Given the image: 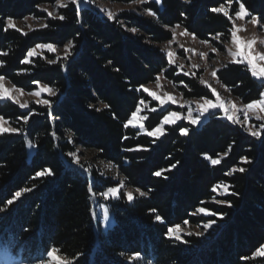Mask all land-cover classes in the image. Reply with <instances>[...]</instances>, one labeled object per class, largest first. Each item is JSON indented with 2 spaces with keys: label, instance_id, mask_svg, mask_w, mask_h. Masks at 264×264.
I'll return each instance as SVG.
<instances>
[{
  "label": "trees",
  "instance_id": "obj_1",
  "mask_svg": "<svg viewBox=\"0 0 264 264\" xmlns=\"http://www.w3.org/2000/svg\"><path fill=\"white\" fill-rule=\"evenodd\" d=\"M225 2L163 0L156 5L151 0L143 4L140 15L125 12L114 20L81 2L79 23L75 6L69 3L58 10V15L66 16L64 21L47 19L50 27L24 35L13 29L4 31L6 19H46L38 6L55 5L56 0H0V52L7 53L0 56L4 61L0 75L25 92L37 88L34 80L57 89L50 98L55 119L48 116L46 106L21 110L11 101H0V115L22 130L0 135V207L6 208L0 212V247L22 264L48 261L47 252L53 248L58 250V257L72 264H264V256L254 255L264 246V147L260 146L264 132L257 140L219 118V112V117L209 114L197 127L184 123L167 126L158 139L123 127L139 100L149 101L136 89L153 83L161 74L176 86L187 84L191 91L181 89L187 98L210 97L195 79L178 75L158 45L172 39L170 29L177 23L200 40L221 33V41L228 42L231 22L222 13L209 10ZM243 3L264 24V0ZM237 7L233 0L230 14ZM148 8L156 16L146 15ZM181 12L186 16L181 17ZM130 28H136L139 35H132ZM69 41L75 47L68 60L45 52L43 57L20 63L38 43L63 48ZM49 59L57 63L48 64ZM216 78L243 104L264 91L244 65L228 64ZM104 103L110 107L105 109ZM29 111L34 114L27 124L17 119ZM170 111L168 107L151 114L144 121L146 130L158 127ZM180 127L189 129L187 136L180 135ZM77 148L99 162L114 165L126 188L148 192L145 197L135 196L132 202L120 194V199L106 203L113 225L103 232L99 223L98 243L91 215L93 197L88 192L90 181L71 164L73 157L68 155ZM126 148L135 150L124 151ZM242 157L251 163H243ZM211 159L220 163L212 165ZM177 161V168L163 173L167 180L152 175ZM233 167L247 171L225 176ZM44 168H51L55 175L37 177L36 172ZM88 173L101 202L99 193L117 184L100 176L97 169ZM220 181L229 186V194L219 200L231 201L232 207L213 203L215 192L211 189ZM24 188L32 191L22 193L10 206L3 203ZM200 207L225 214L224 219L205 237H183L187 243L166 236L168 227L181 226L184 220L193 225L206 223L209 218L191 215ZM157 215L164 223L155 221ZM136 253L138 259H129Z\"/></svg>",
  "mask_w": 264,
  "mask_h": 264
},
{
  "label": "snow or ice",
  "instance_id": "obj_2",
  "mask_svg": "<svg viewBox=\"0 0 264 264\" xmlns=\"http://www.w3.org/2000/svg\"><path fill=\"white\" fill-rule=\"evenodd\" d=\"M150 2H151V0H133V3H136V4H148ZM185 2L190 3L191 0H185ZM232 2H233V0H226L225 3H220V5L218 7H212L209 10L213 13H222L223 16L226 17L231 22L232 27L229 29V31L231 33V41L234 45H236V48H237V51L234 53L231 50H229V55L232 56L231 62L234 64L245 65L247 70L250 72V75L253 78L260 79L262 81V86H264V63H262V62H264V53L253 52V45L256 43L255 40H252L251 42L245 43L244 41L240 40L237 37V32H239L240 29L236 26V23H235L236 20H244L246 17H251L250 22L257 23L258 22V16L246 9L245 4L243 3V0H235V2L238 4V7L235 10H233V14H230L229 7H230ZM69 3H71L72 5L75 6V14H76V18H77V23H79L80 22L79 17H80L81 0H56L55 9L67 8ZM154 3L156 5H161L163 3V0H154ZM38 7H39L41 12L47 13V16L52 18L53 20L58 19L59 21H64L66 19L65 15H62V14L58 15L55 9L52 11H49L48 6H38ZM99 11L101 13H105L108 20H114L115 19L114 15L111 11H106L103 8L99 9ZM146 12L149 16H156V12H154L151 8L146 9ZM180 16L185 17L186 14L184 12H181ZM31 19H33L32 16H27V17H25V22H27L28 20H31ZM13 27H14L13 18H11V17L7 18L6 24L3 26L4 31H7L9 28H13ZM40 27L41 28H48V27H50V25L41 24ZM180 27H181V24L177 23L175 25V27H173L171 29V31L173 33V38L175 36L176 29H178ZM15 30L18 32L21 31V29H19V28H16ZM29 31H34V29H32V27L29 26ZM128 31L135 33L137 31V29L136 28H130V29H128ZM23 34L27 35V33H23ZM185 34L192 35L193 38H195V34L188 32V29L186 27L184 28V31L181 33V35H185ZM221 35H222L221 33H217L213 37V39L219 41ZM201 42L206 43L205 41H201ZM242 44L244 45V48H245V51L243 53H241V51H240V47ZM74 47H75V45L71 41H69L64 46L63 51H64V59L65 60H67L69 58V56L71 55L70 50L73 49ZM209 47H211L212 52L218 51V49L216 47H212L211 45H209ZM38 49L39 50L46 49L48 52H55L56 51V48L52 43H38L35 45L34 48H31L27 51L25 58L22 59L20 61V63H22V64L28 63L29 62L28 58L32 57L35 53H37ZM161 51L163 52V51H165V49H161ZM6 55H7L6 52H0V56H6ZM166 55H167L168 64L173 65L175 63L174 59H173L174 56L176 55L175 52L172 50H168ZM200 55L202 57L206 58L208 56V53H201ZM47 62H48V64H56L57 60L56 59H49ZM109 64H111V61H109ZM3 66H4V61L0 60V67H3ZM178 67L182 69L184 66L181 64ZM192 67H197V66L193 65ZM115 70L119 71L118 68ZM184 75L187 76V75H189V73L185 72ZM192 75H195V73H192ZM211 75L213 77H215L216 76V70H213L211 72ZM4 80H5V77L3 75H0V101H11L12 103L19 104V107L21 109L27 108L28 105L26 102L20 103V101L14 95H12L13 92L21 93L22 89L16 88V87H14L12 89H8L4 85ZM159 81H160V77L158 76L156 78L157 87H159ZM217 82L219 83V80ZM33 83L39 84L40 82L34 80ZM181 83H183V81H181ZM200 83L205 84L203 77L200 78ZM221 86L223 87V85H221ZM184 87L187 88L188 85L185 84ZM141 89H143V91L146 92L148 94V96L152 97L153 100L160 101L161 105L168 103L169 100H171L172 103L177 102L174 98L167 96V94H165L166 99H161V97L157 96V94L155 92L149 91V89L144 87L143 85H141L139 88H137L136 91H140ZM189 91H191L190 88H189ZM42 92H47L49 96H55L57 94V89L50 88V87H48L47 84H45L40 88L39 91L30 92L29 95L39 97ZM212 95L216 97L215 102H213L210 98H203V103L195 102L197 104V113H198L196 117H193L192 110L189 109L188 115H187V120L191 125H197L200 122V117H203V116H205L206 113H209L210 109L220 110L223 113L222 117H219V113L216 111H213L211 113V115H216L219 118L225 119L226 121H228L229 123H231L233 125H240L243 128V131L246 132L249 136L255 137L257 140H261V134H262V132H264V123H261L259 125L251 124L249 113H251L257 121H264V115H261V113H264V91H261L259 93V98L253 99V100L243 104L240 107L237 106V103H234L230 100H228V101L222 100L220 98V96L217 94L215 89H212ZM36 103L46 106L48 108V116L51 117L52 119L56 118V117H53V115H52V111H51L52 105L48 99H38L36 101ZM183 103L184 104H191V103H194V101L185 100ZM139 105H145L147 107L145 100L140 99L138 105L135 108V111L132 112V114H131V118L128 119L127 122L123 124V127L125 129H127L129 127V125L135 126V122L137 120V114L140 113V111H141V108L139 107ZM227 105H230V107ZM181 106L183 107V105H181ZM89 107L92 108L94 106L89 105ZM103 107L105 109H108L110 107V105L107 103H104ZM95 110L97 112L100 111L99 108H96ZM152 111H156V108H153ZM33 114L34 113L29 111L25 114L18 116L17 119L22 120L25 124H27L29 122V119L31 118V116ZM241 114L243 116V119H241ZM113 118H115V116ZM146 118L147 117H143V119H146ZM180 119H181V115L178 112L171 111V112H169L168 115L163 117V121L161 123L162 124H171V123H175L176 121H178ZM140 128L143 129V124L140 125ZM21 131L22 130L19 128L11 127L9 125V122L5 119V117L0 115V135L11 134V133H20ZM179 132H180V135L187 136L189 133V129L186 127H180ZM163 134H164V132H163L161 127H156L154 130L147 132L148 136H160ZM52 136H53V138H55L56 133L53 132ZM124 139H127V137H124ZM68 142L69 143L73 142L71 133H68ZM260 146L264 147V140H261ZM134 150L135 149H131V148L124 149V151H134ZM144 150L147 151L148 149L145 148ZM100 151L103 152L104 149L101 148ZM226 154L227 153H225V155ZM68 155L72 156L74 158V162L79 164V159L77 158V154L75 152H70V153H68ZM204 158L206 160L210 159L207 155H205ZM241 161L245 164L251 163V161L248 160L247 157H242ZM179 163L180 162L177 161L176 163L171 164L170 167H168L166 169H160V170L154 171L152 173V175L155 177H158V178L162 177L163 179L167 180L168 176L163 175V173L168 172V171H172L173 169L177 168V165ZM219 163H220L219 159H211L212 165H218ZM80 167L83 168V165H81ZM105 167L111 169L114 167V165L106 164ZM90 170H91L90 165L88 168H83V171L86 173L90 172ZM246 171H247V169L244 167H239V168L233 167V168H231L230 171L225 172V176L230 177L233 175V173H236V172L244 173ZM54 175H55V173L53 172V170L51 168H44V169L36 172L37 177L54 176ZM100 176H104V173L101 172ZM221 185H223V191H220L219 195H221V196L225 195L229 190V186L227 184H225L224 181H220V183L214 185L211 189L212 192H217V190L221 187ZM124 186H125V179H120L118 186L108 187L105 191L100 192L99 195H101L105 199L115 198L118 200L121 198V195L119 194L120 189L123 188ZM30 191H32L31 188H24L21 190H17L12 194L11 198L6 199L3 203L5 205L10 206L14 203V201L17 198L21 197L22 193L30 192ZM149 191H151V189H149ZM88 192L93 197H95L97 195V193L93 190L91 182H89ZM135 192H137L140 197H145L148 195V192L141 191L140 188H136ZM123 195L126 196L128 202H132V200H133V193L132 192H126ZM231 195H236V193L232 192ZM213 200L217 204H225L228 207H232L231 201L217 200L215 197H213ZM5 210H6L5 207H0V212H3ZM150 211L155 212L156 210L152 209ZM197 213H205L208 216H215L221 220L224 219V215H225V214H221L219 212H215V211H212L211 209H206L203 207L197 208L196 211L191 213V215L195 216ZM155 221H158L160 223H164V218L157 215V216H155ZM183 223L185 225H187L189 223V221L184 220ZM216 223H217V220L209 219L206 223L203 224L204 232H207L209 229H212ZM180 232H181L180 225H175V226L167 228L166 236H168V237L174 236L177 241H180L181 243H187V241L183 240L182 237L180 236V234H179ZM204 232H198L197 235L203 236ZM187 235L191 236L192 233L188 232ZM57 252H58V250L55 248L49 250L47 252L48 261H44L43 264H72V261L67 260V259H65L63 261L57 260L56 257L54 256V253H57ZM254 255H264V246H261L254 253ZM133 258L138 259L139 253H136L135 257H129V259H133Z\"/></svg>",
  "mask_w": 264,
  "mask_h": 264
},
{
  "label": "rangeland",
  "instance_id": "obj_3",
  "mask_svg": "<svg viewBox=\"0 0 264 264\" xmlns=\"http://www.w3.org/2000/svg\"><path fill=\"white\" fill-rule=\"evenodd\" d=\"M81 2L86 4V5L93 6L94 10L97 11L99 13V15L103 16L104 18H107V16L105 13H101L99 11V9H101V8L105 9L106 11H111L113 13L114 17L116 18L117 16H119L120 14L125 13V12L135 13L137 15H140L141 9L143 6V4H136V3L118 4V3H111V2H106V1H102V0H81ZM45 6H47V5H45ZM48 8H49V11H52L55 9V5H50V6H48ZM55 10L58 14L59 9H55ZM229 11H230V7H229ZM39 12L43 13L45 15L46 19H37V18L33 17V19L28 20L27 22H25V18L22 20H14V27L9 28V29L15 30L16 28H19V29H21V31H19L21 33L33 32V31H29V26H31L32 29H34V31L38 30V29H42L40 27V25L46 24V20L52 19V18L48 17L47 13L41 12L40 9H39ZM146 15H148V14L146 13ZM250 21H251V17H246L244 20H236L235 21L236 26L240 29V31L237 32V37L240 40L244 41L245 43H248V42H251L252 40H255L256 43L253 45V52L264 53V24L261 23L259 18H258L257 23H253ZM183 31H184V29L182 27L176 29V33H175V36L173 38V33L170 29V32L172 34V39L166 43L158 45V48L160 51H161V49H165V51H163V52L161 51V52L165 55L166 61H167V55H166L167 51L168 50L174 51L176 54L173 58L175 63L173 65H170V66L176 69L178 75L185 76L184 73L188 72L189 75H187L185 77L195 79L200 87L206 89L208 91L210 97H203V98H210L213 102H215L216 97L212 95V89H215L217 94L220 96V98L222 100H225V101L230 100L234 103H237L238 107L242 106L243 103L238 98H235L227 88L222 87L221 84H219L217 82L216 76L213 77L211 75V72L213 70H216V73H217L219 70H221L226 65L234 64L231 62L232 56L229 55V50H231L234 53L237 51V48H236V45H234L232 43L231 36H230V40L228 42H223V41H221V39H219V41H217L215 39L200 40L196 37L193 38L192 35H187V34L181 35V33ZM132 35H134V36L139 35V33L135 32V33H132ZM201 41H205L206 43H202ZM209 45H211L212 47H216L218 49V51L212 52L211 47H209ZM63 49H64V47L63 48H56L55 52H49V53L54 54L58 58H64ZM240 51H241V53H243L245 51L243 44L240 47ZM45 52H48V51L46 49H44V50L38 49L37 53H35L32 57L28 58V60L30 61V59L36 58V57H43ZM201 53H208V56L206 58H204L200 55ZM262 63H264V62H262ZM181 64L184 66L182 69L178 67ZM193 65H196L197 67H192ZM240 65H243V64H240ZM192 73H195V75H192ZM159 77H160L159 87H157L156 80L153 83L148 84L144 87L148 88L149 91H151V92H155L157 94V96L161 97V99H166L165 94H167V96L174 98L177 102L172 103L171 100H169L168 103L161 105L160 101L153 100L152 97L148 96V94L146 92H144L143 89H141V91L146 96V98L149 99V101L145 100L147 107L145 105L139 106L141 108V111H140V113L137 114V120L135 122V126L129 125L130 128L136 129V130L140 131L142 134L147 135L148 131L146 130V128L144 126V121L151 114H153L159 110H161V111L165 110L168 107L171 108V111L178 112L181 115V119L176 121L175 123H171V124H162L161 123L158 127H161L164 133H165V128L167 126H175L179 123H184V124H187V125L192 126V127H197L213 111L219 112L221 114V116L223 115V113L220 110L210 109L209 113H206L205 116L200 117V122L197 125H191L187 120L188 111H189V109H191L193 117H196L198 113H197V104L195 102L203 103V98H187L185 95L186 92H183L181 90V89L185 90V87L183 84L176 86L172 82L168 81L162 74L159 75ZM201 77H203L205 84L200 83ZM254 79L257 82L262 83V81L260 79H257V78H254ZM4 85L8 89L14 88V86L6 79L4 80ZM42 86L43 85L38 84L37 88L32 92L39 91ZM186 91L189 92V88H186ZM29 93L30 92H25L23 90L21 93H15V92L12 93V95H14L20 101V103L26 102L28 105L27 108L21 109L19 107V104H16V103H13V104L16 105L18 108H20L21 110H27V109L32 108V106H37V105L44 106L42 104L36 103V101L38 99H48L50 101V98L54 97V96H49L47 92H42L39 97L29 95ZM185 100L194 101V103L184 104L183 102ZM181 105H183V107ZM227 106L230 107V105H227ZM153 108H156V111H152ZM249 115H250V123L251 124L259 125L261 123H264V121H257L251 113H249ZM261 115H264V113H261ZM143 117H147V118L143 119ZM241 119H243L242 114H241ZM141 124H143V129L140 128ZM9 125L11 126V124H9ZM237 126L241 127L240 125H237ZM161 136L162 135L150 136V137H152L154 139H158ZM76 154H77V158L79 159V164L75 163L74 158H73V162L71 163L73 166L80 167L81 165H83V168H85L84 166L86 165L87 166L86 168H88L90 165L91 169H97L99 171V173L103 172L104 176H102V177L111 179L112 182L116 183L118 186L119 180L122 178L118 175L115 167H113L111 169L106 168L105 167L106 163H102V162L97 161L96 159H94L92 157L91 154L84 152V150L82 148H77ZM88 175H89V173H88ZM89 177L91 178V183H92L93 178L91 177V175H89ZM220 191H223V186H221L217 190V192H215V198L217 200H219L220 197H224V196L229 194V191H228L225 195L221 196V195H219ZM126 192H132L133 198L135 196H139V194L137 192H135L134 190L126 188V185L120 189L119 194H124ZM98 198L99 197H96L94 199L95 200L94 201L95 206L98 203V206L96 207V218H95L96 222H97V232H96L97 234L99 233V223H100V228L103 232H106L108 229H110L112 227L113 219H112L110 212L108 211V206L106 203L109 202L110 199L116 200L115 198L105 199L103 197V199H101V202H99ZM213 203L215 205H224V204H217V203H215L214 200H213ZM194 217H197V218L198 217H205V218L217 220V223L213 226V228L216 227L217 225H219L220 224L219 221L221 220L215 216H208L205 213H197ZM203 224H200V225H193L191 223H188L187 225L183 224L180 226L181 232L179 234L182 237V239H184L183 237L189 236V235H187L188 232L192 233L191 236L205 237V235H207V233H209L213 228L209 229L207 232H204ZM198 232H204V235L198 236L197 235ZM173 238H175V237L173 236ZM54 256L56 257L57 260L63 261L60 257H58V255L56 253H54ZM260 256H264V255H255V257H260ZM0 264H22V263L18 259L13 258L6 251V248L1 246L0 247ZM41 264H43V263H41Z\"/></svg>",
  "mask_w": 264,
  "mask_h": 264
},
{
  "label": "water",
  "instance_id": "obj_4",
  "mask_svg": "<svg viewBox=\"0 0 264 264\" xmlns=\"http://www.w3.org/2000/svg\"><path fill=\"white\" fill-rule=\"evenodd\" d=\"M75 168H77V169H80L83 173H85V175L89 178V175H88V173H86V172H84L83 171V169L81 168V167H78V166H74ZM90 180V179H89ZM90 182H91V180H90ZM93 197V196H92ZM96 198V196L95 197H93V204H92V213H91V215H92V219L93 220H95V206H94V199ZM95 222H94V231H95ZM96 241H97V243H98V235H96Z\"/></svg>",
  "mask_w": 264,
  "mask_h": 264
},
{
  "label": "bare ground",
  "instance_id": "obj_5",
  "mask_svg": "<svg viewBox=\"0 0 264 264\" xmlns=\"http://www.w3.org/2000/svg\"><path fill=\"white\" fill-rule=\"evenodd\" d=\"M95 201V200H94ZM95 203V202H94ZM94 206H95V204H94Z\"/></svg>",
  "mask_w": 264,
  "mask_h": 264
}]
</instances>
